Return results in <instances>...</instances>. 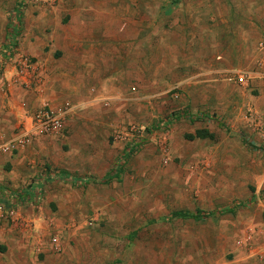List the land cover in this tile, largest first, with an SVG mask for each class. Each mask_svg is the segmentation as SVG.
Returning a JSON list of instances; mask_svg holds the SVG:
<instances>
[{"label": "rangeland", "instance_id": "obj_1", "mask_svg": "<svg viewBox=\"0 0 264 264\" xmlns=\"http://www.w3.org/2000/svg\"><path fill=\"white\" fill-rule=\"evenodd\" d=\"M3 14L0 32L78 60L63 78L81 90L38 108L65 112L38 171L70 177L27 205L44 241L75 264H264V0H0ZM3 50L0 78L19 53ZM28 66L11 77L31 89L42 77ZM197 130L213 139L190 140Z\"/></svg>", "mask_w": 264, "mask_h": 264}, {"label": "crops", "instance_id": "obj_2", "mask_svg": "<svg viewBox=\"0 0 264 264\" xmlns=\"http://www.w3.org/2000/svg\"><path fill=\"white\" fill-rule=\"evenodd\" d=\"M4 14L0 15V29L3 30L7 27ZM20 35L22 36L11 32H0L3 51L10 55L7 50L10 45L19 51L17 54L13 53L15 55L12 59L7 55H4V58L1 57L4 60L5 71L4 76L0 78V137L5 140H13L29 132L33 127V116L39 107L47 105L49 108H56L58 105L67 103V89L72 96L76 92L74 90H78L82 85L78 83L76 77L71 78L70 81L63 78L76 70L78 60L73 50L64 51L66 55L61 60L54 59L53 52H44L38 48L39 38L29 33ZM31 38L34 39L33 42ZM21 53L35 58L34 63L30 65L33 68L31 74L34 77L35 71L38 76L42 77L41 83L37 80L31 89L25 88L29 87L30 83L25 82L23 78L19 77L14 80L11 77L12 62H18L17 60L23 56L20 55ZM55 65L58 66L55 67ZM89 66L90 63L85 64V68ZM51 71H58L59 74L56 73L50 78ZM262 76L264 77V74ZM58 77H60L59 80ZM256 85L264 86V80L259 79ZM39 137L42 138L34 139L31 145L28 143L24 147L13 149L8 154L0 155V205L3 206L0 210V262L4 261L5 264H67V262L75 264L76 260L68 255L67 247L61 246L60 254H55L51 244L42 239L44 231L38 229L41 225V213L27 206L38 199L37 190L42 183L47 184L58 176L51 177L42 169L38 171L40 163L44 162L43 157L46 156L48 144L53 143V140L47 141V137L43 138L44 135ZM30 182L32 185L27 188L25 185ZM7 208L13 209L12 217L6 215Z\"/></svg>", "mask_w": 264, "mask_h": 264}, {"label": "built area", "instance_id": "obj_3", "mask_svg": "<svg viewBox=\"0 0 264 264\" xmlns=\"http://www.w3.org/2000/svg\"><path fill=\"white\" fill-rule=\"evenodd\" d=\"M18 63H22L24 66H28V63H25L26 61H23L21 58H19ZM23 68V67H22ZM27 69H30V65L27 67ZM24 72V68H23ZM29 72V71H28ZM27 80L30 82L33 78V75L26 74ZM236 81L240 85H247L248 83V74L247 73H241L237 75ZM69 110V109H67ZM65 112L63 111H52L47 107H44L42 109H39L35 115L33 116V127L29 132H26L25 134H22L20 137L11 139H4L0 137V155L2 154H8V152H12V150H16L20 147H24L28 144L30 141V138L32 136H43L46 134H49L53 132L54 130H59L62 125V119L63 114ZM3 209V206L0 205V210ZM8 209V208H7ZM6 209V215L8 217L13 216V209ZM50 244L52 246V249L55 254H59L61 252V244L59 242V239L57 237H52L50 239Z\"/></svg>", "mask_w": 264, "mask_h": 264}, {"label": "trees", "instance_id": "obj_4", "mask_svg": "<svg viewBox=\"0 0 264 264\" xmlns=\"http://www.w3.org/2000/svg\"><path fill=\"white\" fill-rule=\"evenodd\" d=\"M188 138L190 140H193V139H204V138H209V139H213V134H211L209 131L207 130H197L196 133L194 135H188ZM259 150H262L264 151V148L260 147ZM118 174H120L119 171L115 172L114 174H107V178H103V182L106 183L107 181L109 180H112L113 178L115 179H118ZM55 179V177L53 178ZM70 180V177L66 174V173H63L61 175H58L56 177L55 180ZM72 182V181H71ZM228 212H231V211H228ZM208 216V214H205L203 212H197L195 214L193 213H189V212H185V211H177V212H174L172 215H171V218H181V219H196V220H199L201 218H205V216Z\"/></svg>", "mask_w": 264, "mask_h": 264}]
</instances>
